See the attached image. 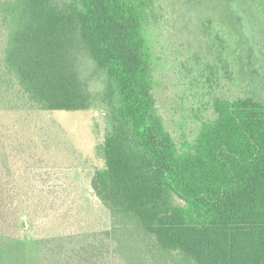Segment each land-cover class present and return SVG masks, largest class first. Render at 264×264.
I'll return each instance as SVG.
<instances>
[{
	"label": "trees",
	"instance_id": "1",
	"mask_svg": "<svg viewBox=\"0 0 264 264\" xmlns=\"http://www.w3.org/2000/svg\"><path fill=\"white\" fill-rule=\"evenodd\" d=\"M244 1L264 16V0ZM147 18L145 0H0V94L103 113L91 185L112 219L75 243L41 239L38 255L1 243L0 264H264V102L216 97L180 149L157 110Z\"/></svg>",
	"mask_w": 264,
	"mask_h": 264
},
{
	"label": "rangeland",
	"instance_id": "2",
	"mask_svg": "<svg viewBox=\"0 0 264 264\" xmlns=\"http://www.w3.org/2000/svg\"><path fill=\"white\" fill-rule=\"evenodd\" d=\"M145 1L156 106L180 149L193 145L204 122L215 117L216 97L264 102V16L255 5ZM15 102L0 94V244L20 241L38 255L41 239L72 235L75 243L110 229V212L91 185L105 167L103 113L42 111Z\"/></svg>",
	"mask_w": 264,
	"mask_h": 264
}]
</instances>
